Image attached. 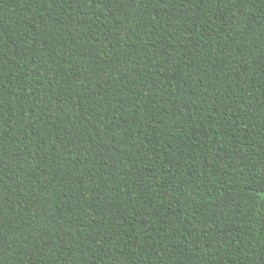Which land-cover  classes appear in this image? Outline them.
<instances>
[{
    "label": "trees",
    "instance_id": "1",
    "mask_svg": "<svg viewBox=\"0 0 264 264\" xmlns=\"http://www.w3.org/2000/svg\"><path fill=\"white\" fill-rule=\"evenodd\" d=\"M0 264H264V0H0Z\"/></svg>",
    "mask_w": 264,
    "mask_h": 264
}]
</instances>
